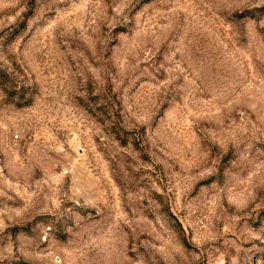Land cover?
I'll list each match as a JSON object with an SVG mask.
<instances>
[{
  "label": "rangeland",
  "instance_id": "obj_1",
  "mask_svg": "<svg viewBox=\"0 0 264 264\" xmlns=\"http://www.w3.org/2000/svg\"><path fill=\"white\" fill-rule=\"evenodd\" d=\"M0 264H264V0H0Z\"/></svg>",
  "mask_w": 264,
  "mask_h": 264
}]
</instances>
